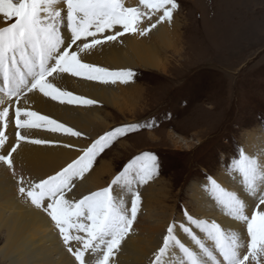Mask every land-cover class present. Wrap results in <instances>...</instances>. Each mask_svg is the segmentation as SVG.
<instances>
[{
  "label": "snow or ice",
  "instance_id": "snow-or-ice-1",
  "mask_svg": "<svg viewBox=\"0 0 264 264\" xmlns=\"http://www.w3.org/2000/svg\"><path fill=\"white\" fill-rule=\"evenodd\" d=\"M179 7L177 0H139V5L129 7L125 0H0V124L7 128L11 122L9 107L15 98V142L8 143L10 150L0 152V162L13 170V153L21 141L48 145L56 143L45 139H31L22 135L21 130L44 129L51 133H63L70 137H82L83 133L66 123L31 110L28 94L39 93L59 104L90 106L97 101L74 94L59 87L55 81L62 75L115 84L127 83L134 76L131 69L110 70L95 63L86 62L85 56L98 46L109 41H117L125 33L146 35L162 22H171L173 12ZM154 23L141 28L143 19ZM23 101V104H21ZM139 125L117 127L93 141L70 163L54 174L37 181L24 176L18 178V192L37 209L45 212L59 230L68 251L79 264H88L86 253H100L96 264H109L114 249L132 227L137 217L140 203L139 192L133 191L132 174L137 183H147L158 169L157 158L143 153L130 160L111 181L98 191L84 195L80 199L67 198V193L75 187L74 179L82 178L94 162L95 156L108 146L109 141L136 131ZM8 142L5 131L0 130V149ZM64 147H71L69 144ZM227 165V161L225 162ZM232 166L242 176L243 185L237 191H228L221 182L205 174L201 193L214 199L227 210L228 216L246 226L248 237L246 254H241L238 237L226 235L225 230L215 221L194 219L184 210L186 223L170 225L163 237V244L154 254L152 264H169L173 248L186 258L184 264H249L250 260L259 264L258 256L264 254V187L257 188V181H264V161L250 157L242 149ZM126 186L130 193V206L114 193L115 188ZM244 195L258 201L246 211ZM177 228L199 252L186 246L176 235ZM206 233L222 259L213 252L194 231ZM83 233V235H81ZM75 241L78 247L71 246ZM207 257L208 259H204Z\"/></svg>",
  "mask_w": 264,
  "mask_h": 264
},
{
  "label": "bare ground",
  "instance_id": "bare-ground-1",
  "mask_svg": "<svg viewBox=\"0 0 264 264\" xmlns=\"http://www.w3.org/2000/svg\"><path fill=\"white\" fill-rule=\"evenodd\" d=\"M125 5L136 7L139 5V0H125ZM155 19L156 17H153L149 22L144 18L140 27H147L149 23H154ZM3 25L4 22L0 20V26ZM185 26L186 22L180 19L177 8L173 12L171 22H162L143 36L125 33L117 41H109L98 46L85 56V60L113 71L141 69L165 74L173 67H171L173 62L180 61L177 57H184L185 44L182 31ZM55 83L63 89L93 99L97 103L90 106L62 105L39 93L28 94L27 107L66 123L81 131L83 136L70 137L63 133H51L42 128L21 130V134L28 136L29 140L45 139L56 143L38 145L27 140L21 141L20 146L13 153L15 175L13 170L0 162V262L2 264H79L73 254L68 251V246L64 244L51 218L33 206L28 199L20 196L18 178L24 176L26 180L31 178L38 182L40 178H46L65 167L67 163L82 154L80 150L87 148L111 126H114L115 113L125 118L128 116L129 119L135 118L146 94L144 85L135 80L127 83L118 81L115 84H104L62 75L56 79ZM0 98L3 97L0 96ZM8 106V103H5L0 105V109ZM15 106V98H13L12 106L9 107L11 122L8 123L7 128L0 124V130L5 131L8 137V142L4 149H0V152L10 150L8 143L15 142ZM148 136L153 141L158 139L152 133ZM247 139L251 144L246 148V154L264 161V133L251 132ZM253 139H255L254 142H252ZM65 144L71 147H64ZM131 146L133 145L129 140H124L118 144L119 150L116 149L129 150ZM117 157H120V153ZM114 169L113 159L102 156L97 158L82 178L74 180L75 187L72 192L67 193V198L80 199L84 195L104 188L114 175ZM131 179L133 191L139 192L141 198L137 217L133 222L135 224H132L119 247L114 249L109 264H147L160 248L163 236L167 234V229L171 225L170 222L179 212L177 206L169 200L174 197L173 189L166 187L163 179L143 184L137 183L138 178L135 174H132ZM216 179L226 190L237 191L238 194L243 195L239 193L243 179L238 172H233L231 175L220 172ZM202 185L203 183L198 182L191 187L192 192L189 197L194 206V211L190 212L191 215L194 219L206 221L209 224L215 221L225 230L226 235L237 236V243L242 245L238 251L244 254V246L247 245L248 239L246 230L243 229L244 224L228 216L227 210L210 196L203 195ZM260 187H264V181L258 180L257 188ZM115 195L123 200L126 207L130 206V193L126 186L116 187ZM244 199L247 204L246 211L251 210L258 202L249 195H244ZM178 219L176 222L179 225L186 223L183 222L181 215H178ZM194 231L213 255L217 259H222L215 249L214 242L207 234L195 228ZM176 235L186 246L194 251H200L198 246L194 245L178 228ZM71 246L75 250L79 245L73 241ZM200 254L203 257V254ZM99 255L100 253H86L88 264H96ZM185 259L178 248H173L169 264H184ZM258 260L259 264H264V254H260ZM209 264H212V261L209 260ZM249 264H256V262L250 260Z\"/></svg>",
  "mask_w": 264,
  "mask_h": 264
},
{
  "label": "rangeland",
  "instance_id": "rangeland-1",
  "mask_svg": "<svg viewBox=\"0 0 264 264\" xmlns=\"http://www.w3.org/2000/svg\"><path fill=\"white\" fill-rule=\"evenodd\" d=\"M177 3L180 19L186 22L184 57H177L180 61L165 74L132 69L129 81L144 85L145 100L133 119L115 113L116 123L106 132L139 127L109 141L93 163L101 156L114 160L107 187L130 160L153 154L159 167L148 182L163 179L172 187L170 203L186 222L184 210L194 211L192 185L204 183L205 174L216 179L220 172H238L232 161L238 159V150L246 154L248 134L264 133V0ZM149 133L158 139L150 140ZM124 140L133 146L118 151ZM178 215L171 225H179Z\"/></svg>",
  "mask_w": 264,
  "mask_h": 264
}]
</instances>
